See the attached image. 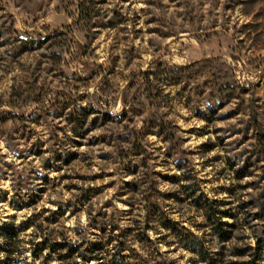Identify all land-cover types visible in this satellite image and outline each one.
<instances>
[{
  "label": "rangeland",
  "instance_id": "1",
  "mask_svg": "<svg viewBox=\"0 0 264 264\" xmlns=\"http://www.w3.org/2000/svg\"><path fill=\"white\" fill-rule=\"evenodd\" d=\"M1 229L14 264H264V0H0Z\"/></svg>",
  "mask_w": 264,
  "mask_h": 264
},
{
  "label": "trees",
  "instance_id": "2",
  "mask_svg": "<svg viewBox=\"0 0 264 264\" xmlns=\"http://www.w3.org/2000/svg\"><path fill=\"white\" fill-rule=\"evenodd\" d=\"M212 216H208V220L212 221ZM216 230V229H215ZM218 236L224 240H229V233L220 229L216 232ZM192 237L191 233H188ZM21 239L18 236L16 230H0V255L6 256L7 260L4 262L0 257V264H14L18 263L17 256L22 255V250L20 249ZM97 259H88L87 262H91ZM240 264H250V262H244Z\"/></svg>",
  "mask_w": 264,
  "mask_h": 264
}]
</instances>
